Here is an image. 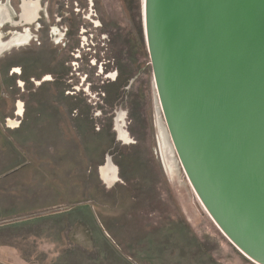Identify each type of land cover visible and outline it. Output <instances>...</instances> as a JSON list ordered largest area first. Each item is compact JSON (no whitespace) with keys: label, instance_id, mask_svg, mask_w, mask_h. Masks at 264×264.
Returning <instances> with one entry per match:
<instances>
[{"label":"rangeland","instance_id":"1","mask_svg":"<svg viewBox=\"0 0 264 264\" xmlns=\"http://www.w3.org/2000/svg\"><path fill=\"white\" fill-rule=\"evenodd\" d=\"M36 1L38 18L24 24L21 0H10L15 25L0 29L3 40L10 31L32 34L0 55V189L7 191L1 180L14 170L19 184L30 181L38 191L23 187L13 214L14 198L2 196L0 243L17 247L31 264H258L209 216L179 162L171 170L166 160L142 0ZM43 165L53 168L52 186L61 182L59 204L41 199L57 188L42 182L47 171L36 170ZM98 166L106 185L104 172L115 171L117 180L104 185ZM62 211L64 219L28 224ZM74 219L97 234V250L117 245L120 258L92 261L115 252L68 247L65 231ZM18 222L24 224L11 225ZM44 243L61 250L45 252Z\"/></svg>","mask_w":264,"mask_h":264},{"label":"water","instance_id":"2","mask_svg":"<svg viewBox=\"0 0 264 264\" xmlns=\"http://www.w3.org/2000/svg\"><path fill=\"white\" fill-rule=\"evenodd\" d=\"M142 25L180 166L226 237L264 264V0H144Z\"/></svg>","mask_w":264,"mask_h":264},{"label":"crops","instance_id":"3","mask_svg":"<svg viewBox=\"0 0 264 264\" xmlns=\"http://www.w3.org/2000/svg\"><path fill=\"white\" fill-rule=\"evenodd\" d=\"M22 1V0H21ZM20 10L22 11L21 9V5H20ZM21 14V13H20ZM20 17V16H19ZM14 20V19H13ZM23 21V20H22ZM18 116V115H17ZM20 116V115H19ZM7 123V122H6ZM8 128H10L8 125H6ZM42 167V169H41ZM99 167H97V174L100 178V180L102 181L101 177H100V174H99ZM59 169H55V171H58L60 172L61 171V166L58 167ZM52 169L53 168H49L45 165L43 166H40L38 170L36 171H47L46 174H43L42 175V182L44 184H49L51 187H57L55 188L54 190V194L52 193V191L50 190V192L48 193L47 191H43L42 192V200H44L45 202L48 203V205H55V204H59L61 202V199L59 200L57 198V195H56V192H59L61 189V182H58L60 185H57L58 183H56V185L52 186V181H50V175H48V173L52 172ZM64 169V168H63ZM9 174V173H8ZM38 177V176H37ZM40 177L36 178L37 181L40 180ZM2 181V186H6L7 188V191L6 192H3L4 190L3 189H0L2 191H0V203L2 204V196H10L13 200H14V203H11L10 202V212L11 214H13L12 210H14V207L13 205H16V208L14 210V213H18V207H17V204H18V197L20 195V191L23 187H27V191L33 193V194H36L35 192H38V191H33V190H30V181H27V185H24L23 186V183L25 181H20V184H19V174L18 173H14V170L10 172V175L7 176V174L4 175V179L1 180ZM102 183L104 185H106L103 181ZM64 185L67 186V184L63 183ZM46 186V185H45ZM106 186H110V185H106ZM20 188V190H18ZM60 189V190H59ZM57 190V191H56ZM66 190L62 191V193H64ZM68 191V190H67ZM29 194V193H27ZM41 195V193H39ZM52 199V200H51ZM32 202V201H31ZM30 203V202H29ZM30 204L26 205V206H29ZM48 205H45V206H48ZM9 210V208H8ZM68 212H71V211H68ZM48 216L49 219H45V217ZM52 216V217H51ZM69 216V215H68ZM92 218L95 219V215L93 214L92 212ZM36 218H31L28 220V224L30 222H36L37 219H40L41 220H50L51 218L54 217V219L58 221V219H64L65 217V211H62V212H55L53 214H50V215H37L35 216ZM86 219V218H84ZM75 221H71L68 228H66V237H67V243L66 244L68 247L70 248H76V250H79L81 252H84V253H89V254H94V252H98V253H102V251H104V248L108 247V252H115L114 254H111V253H108L106 254L105 256L102 255H99V254H96V255H91V258H92V261H96V260H108V261H114L115 259H119L120 257L118 256V252H117V249H118V246L117 245H111L108 243V245H101V247L103 248H100V250H97L95 248V244H94V241L96 240L95 239V236H97L96 233H94L89 224L88 226L85 225L84 223H82L83 220L80 221V219H74ZM92 220H90V222H92ZM96 224H97V227H102V224L100 226L99 223H97V221H95ZM14 224H17V226L19 225H23L24 223L23 222H18V223H12L11 225L15 226ZM90 228V229H89ZM93 229V228H92ZM38 231V230H36ZM35 231V232H36ZM40 231V230H39ZM103 234V233H102ZM106 236H109L108 233H104ZM103 234V235H104ZM104 235V236H105ZM103 237V236H102ZM105 242V240H103ZM43 251L45 252H49V251H55V252H58L61 250V248H57V249H54L55 246L54 245H50V243H44L43 245ZM124 247V245H122ZM64 247V246H63ZM73 251V250H71ZM119 251V250H118ZM99 256H102V257H99ZM29 260H26L25 258H23L21 255H20V252L18 251V248L11 245V244H5V243H0V264H31L30 262H28ZM33 264V263H32Z\"/></svg>","mask_w":264,"mask_h":264},{"label":"bare ground","instance_id":"4","mask_svg":"<svg viewBox=\"0 0 264 264\" xmlns=\"http://www.w3.org/2000/svg\"><path fill=\"white\" fill-rule=\"evenodd\" d=\"M8 2H9V4H8ZM143 6H144V0H142V16H143ZM21 9H22V11H21V14L19 16H20V20L21 21L23 20L22 22H24V24L32 23L33 21H35L38 18V11L40 9V6L36 0L35 1L22 0L21 1ZM12 13H14V12H13V8L11 6L10 0H6V2H5V0H0V29L7 24H10L12 26L15 25V24H13V14ZM14 21H16V20H14ZM53 33H57V30L53 29ZM7 36L8 37L3 40V34L0 31V55L2 52H4L10 46H13V45L19 46V45L27 44L31 40L32 34L28 29H26L23 32H18V31L17 32L16 31L11 32L10 31ZM157 105H158V110L160 111L159 103ZM17 109H18V113H22L21 103L17 104ZM10 123H12V122L10 121ZM159 129H160V146L162 147L164 145V148L166 150L165 151V157H166V160H167V162L170 165V168L172 170L173 165H171V163H175V162L178 163V160H177L176 154L174 152V148H173V145H172L171 140L169 138L168 132L166 130L165 123H164V127H163L160 120H159ZM121 135H122V137H124V132ZM102 175L105 178V180L108 181L109 184H112L115 180H117L116 179V172L113 170L104 172V173H102ZM246 257L249 258L248 256H246ZM249 259L252 260L251 258H249ZM253 262H255V261H253Z\"/></svg>","mask_w":264,"mask_h":264},{"label":"flooded vegetation","instance_id":"5","mask_svg":"<svg viewBox=\"0 0 264 264\" xmlns=\"http://www.w3.org/2000/svg\"><path fill=\"white\" fill-rule=\"evenodd\" d=\"M112 85H114V86H116V85H119L118 83H116V80H114L113 81V83H112ZM120 88V85H119V87H118V89ZM119 118V116L117 117V119ZM116 119V120H117ZM115 127H116V125H115ZM114 130H116V128H114Z\"/></svg>","mask_w":264,"mask_h":264}]
</instances>
